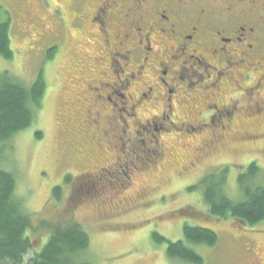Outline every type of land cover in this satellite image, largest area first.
Masks as SVG:
<instances>
[{"label": "rangeland", "instance_id": "1", "mask_svg": "<svg viewBox=\"0 0 264 264\" xmlns=\"http://www.w3.org/2000/svg\"><path fill=\"white\" fill-rule=\"evenodd\" d=\"M76 3L0 0V19L10 20L14 54L11 60L0 56V73L8 72L31 85L42 72L46 83L31 126L4 144L2 166L17 175L16 196L24 201L35 223L29 233L33 249L22 264L30 263L56 227L69 222H78L89 234V249L80 258L93 264H193L171 261L167 243H157L153 236L157 232L171 241L182 239L186 223L208 227L220 236L217 246L197 248L202 264H264V222L249 227L212 216L202 185L203 177L230 165L226 190L235 196L236 178L243 168L256 162L264 170V117L251 123L242 115L238 131L204 156L199 168L186 158L179 161L183 150L173 149L163 158L141 162L145 165L137 169L138 164L131 161L134 174L129 173V179L107 173L104 178H84L86 173L98 174L93 171L110 163L112 157L107 155L102 162L95 153L98 134L94 124L102 114H97L101 100L93 95L99 98L102 84L95 81L101 76L99 69L92 70L96 50L90 45L77 49V39L83 42L85 37L72 24ZM68 22L69 41L62 31L54 33ZM54 48L53 58L48 59ZM248 134L261 138H246ZM163 140L168 148L179 144L174 137ZM80 185L85 188L81 192ZM55 187L59 200L53 194Z\"/></svg>", "mask_w": 264, "mask_h": 264}, {"label": "flooded vegetation", "instance_id": "2", "mask_svg": "<svg viewBox=\"0 0 264 264\" xmlns=\"http://www.w3.org/2000/svg\"><path fill=\"white\" fill-rule=\"evenodd\" d=\"M76 13L77 49L96 50L101 76L95 153L112 157L84 178L129 179L131 161L137 169L173 149L199 168L239 119L264 117V0H77ZM57 31L70 40L69 22Z\"/></svg>", "mask_w": 264, "mask_h": 264}, {"label": "trees", "instance_id": "3", "mask_svg": "<svg viewBox=\"0 0 264 264\" xmlns=\"http://www.w3.org/2000/svg\"><path fill=\"white\" fill-rule=\"evenodd\" d=\"M55 49L49 51L48 59L53 58ZM0 56L7 60L14 57L10 45L9 19H0ZM45 90L42 72L31 85L8 72L0 73V264H22L33 249L29 236L35 228L33 217L25 209L24 201L16 196L17 175L5 169L2 162L7 149L4 144L31 126L42 105ZM229 167L224 164L202 179L203 197L210 214L249 227L263 223L264 170L256 162L243 168L236 178L238 195L231 196L226 190ZM214 173L220 178L214 179L215 175L211 176ZM53 194L59 200L58 187L53 189ZM181 212L186 213L184 210ZM153 236L157 243H167L166 255L171 261L193 264H202L204 261L197 251L198 247L213 248L220 241L216 231L187 223L183 226L182 239L171 241L157 232ZM89 245L87 231L78 222H69L53 230L29 264H93L80 258Z\"/></svg>", "mask_w": 264, "mask_h": 264}]
</instances>
